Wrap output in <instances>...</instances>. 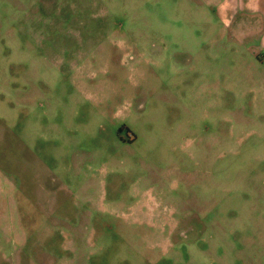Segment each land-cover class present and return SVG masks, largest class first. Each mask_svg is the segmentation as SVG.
Instances as JSON below:
<instances>
[{
  "label": "rangeland",
  "instance_id": "374dc122",
  "mask_svg": "<svg viewBox=\"0 0 264 264\" xmlns=\"http://www.w3.org/2000/svg\"><path fill=\"white\" fill-rule=\"evenodd\" d=\"M214 5L0 0V264H264V51Z\"/></svg>",
  "mask_w": 264,
  "mask_h": 264
},
{
  "label": "crops",
  "instance_id": "0c3cea01",
  "mask_svg": "<svg viewBox=\"0 0 264 264\" xmlns=\"http://www.w3.org/2000/svg\"><path fill=\"white\" fill-rule=\"evenodd\" d=\"M16 1L30 7L40 0ZM211 2L215 4L214 10L221 15L222 23L228 29L223 33L229 39L234 43L242 42L244 38L253 35L260 43V50L264 51V0H211ZM252 47H246L248 53L256 56L258 53L255 49L250 51Z\"/></svg>",
  "mask_w": 264,
  "mask_h": 264
}]
</instances>
